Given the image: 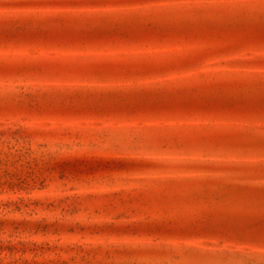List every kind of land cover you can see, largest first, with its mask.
<instances>
[{
  "label": "rangeland",
  "instance_id": "obj_1",
  "mask_svg": "<svg viewBox=\"0 0 264 264\" xmlns=\"http://www.w3.org/2000/svg\"><path fill=\"white\" fill-rule=\"evenodd\" d=\"M264 0H0V264H264Z\"/></svg>",
  "mask_w": 264,
  "mask_h": 264
},
{
  "label": "snow or ice",
  "instance_id": "obj_2",
  "mask_svg": "<svg viewBox=\"0 0 264 264\" xmlns=\"http://www.w3.org/2000/svg\"><path fill=\"white\" fill-rule=\"evenodd\" d=\"M262 19H264V17H262ZM262 87H264V84H262Z\"/></svg>",
  "mask_w": 264,
  "mask_h": 264
}]
</instances>
